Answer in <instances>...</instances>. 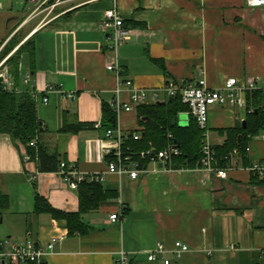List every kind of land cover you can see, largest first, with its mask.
Segmentation results:
<instances>
[{"label":"crops","instance_id":"1","mask_svg":"<svg viewBox=\"0 0 264 264\" xmlns=\"http://www.w3.org/2000/svg\"><path fill=\"white\" fill-rule=\"evenodd\" d=\"M39 1L22 0V7L14 8L0 0L1 38L7 41L18 31L21 39L3 58L29 37L34 47L33 55L31 50L19 53L15 74L5 61L3 66L18 90L39 92L38 140L85 174L105 171L109 156L103 153L104 128L94 125L102 119V103L110 106L117 85L115 74L106 69L113 54L109 32L101 26L104 11L113 5L131 29L118 48L120 79L145 88L200 78L218 86L227 77L262 73L264 14L244 0H47L38 7ZM69 91L76 98H67ZM121 97L126 101L128 95L123 91ZM115 115V127L124 136L143 127L137 109ZM244 116L240 109L211 106L210 144L221 146L226 131ZM189 119L186 111L177 114L181 126ZM75 123L83 127L61 131ZM257 135L249 137L247 151L236 150L225 161L226 178L198 164L173 167L171 161L147 164L135 178L106 174L101 185L111 195L81 214L87 231L68 234L65 220L34 213V197L38 193L54 208L75 212L77 190L57 172H37L34 161L23 159L18 141L0 133V204H5L0 208V239L31 238L43 244L53 234H64L44 264H117L121 252L127 264H164L162 257L147 260L157 243L165 247L169 264H264V178L246 169L264 160V140ZM35 172V180L29 181ZM113 213L120 215L116 222L109 220ZM175 241L188 246L180 257L173 251Z\"/></svg>","mask_w":264,"mask_h":264},{"label":"built area","instance_id":"2","mask_svg":"<svg viewBox=\"0 0 264 264\" xmlns=\"http://www.w3.org/2000/svg\"><path fill=\"white\" fill-rule=\"evenodd\" d=\"M47 0H40L38 7L44 5ZM246 6L251 8H260L264 14V0H244ZM101 26L105 31H108L109 49L112 52V59L106 65L108 71H112L117 77V85L114 89L113 97L110 100V106L117 114L121 111H134L138 105L145 103H156L157 101H166L169 98L178 97L180 101L186 105L187 114L193 117L198 128L202 132V140L200 146L201 158L198 161V166L214 172L219 178H226V168L219 165L212 145L209 142L208 129V111L213 105L219 107H227L229 109H240L245 115L253 108L247 107V94L255 89L264 88V82L261 86L260 81L264 79V45L262 47L261 68L262 73L256 76H247L243 79L236 77H227L218 86H210L204 78L197 80L172 81L167 80L156 88L139 87L131 79H120L121 68L118 64V48L123 45L131 36L130 27L124 24L121 15L113 5L106 9L103 13ZM6 57L0 61V67L3 66ZM0 77L5 88L12 85L8 72L4 67L0 71ZM29 77L24 80L28 82ZM52 87H48L50 91ZM127 93L128 98L124 101L121 94ZM33 95L36 98L39 92L34 90ZM65 96L69 99L76 98L75 93L69 91ZM42 101L46 102L47 97L43 96ZM96 128L101 126L100 122L95 123ZM133 139L140 138V129L131 132ZM170 137V134L168 135ZM264 140V132L257 135ZM105 139L107 144L103 148V153L113 155L114 159L108 160L106 169L103 172L97 173H82L75 166L67 164L65 161H60L57 173L62 181L71 189L77 190L78 186L83 181L102 183L106 174H115L120 176L124 173L131 178H135L142 170L146 171L147 164L157 165L159 163H168L171 159L179 155L180 152L174 143L168 144L165 148L155 151L152 147L139 152L141 158H147L148 162L144 166H140L139 162L133 160L131 155L123 154L121 144L124 139L123 133L116 127L105 130ZM29 145L35 146L36 139L29 141ZM248 148L246 147V151ZM234 149L230 155L236 153ZM229 155V156H230ZM23 159L30 160L29 156L23 150ZM246 169L254 176L264 178V160L251 162ZM37 172H39L37 170ZM36 172L28 175L29 181H34ZM120 217L119 214L113 213L109 215L111 222H116ZM64 234H53L48 241L40 244L34 239H25L24 241H15L10 238L0 239V264H9V262H18L23 264H43V258L53 249L55 243L61 240ZM188 250V246L181 241H175L173 251L177 257ZM166 252L162 243H157L156 248L150 251L147 255L148 261H157L158 257H162L164 264H169L170 260L164 257ZM3 261V263H2ZM128 257L124 252H121L117 260V264H127Z\"/></svg>","mask_w":264,"mask_h":264},{"label":"trees","instance_id":"3","mask_svg":"<svg viewBox=\"0 0 264 264\" xmlns=\"http://www.w3.org/2000/svg\"><path fill=\"white\" fill-rule=\"evenodd\" d=\"M124 24L128 26L126 22ZM5 38L0 37V60L21 40L18 31L7 41ZM33 48V40L29 37L6 58L5 62L14 74L18 67L19 53L31 50L33 55ZM12 82L7 89L3 81H0V133H7L13 140L18 141L29 159L35 162L39 172H56L63 158L57 152L47 151L42 142L38 140L42 132L36 113L34 89L20 91L16 86L17 81ZM246 100L247 107L253 109L246 112L244 123L228 129L226 140L221 146H212L220 166L224 165L234 149L245 152L249 137L264 131V88L248 93ZM136 109L139 123L143 126L140 130V138L133 139L131 133L124 136L121 144L123 154L131 155V158L138 161L140 166H144L148 160L139 156L140 151L151 147L157 151L170 143H176L180 154L171 159L170 166L185 167L198 164L201 158L202 132L190 115L188 125L178 124L177 114L187 110L186 105L178 97L169 98L163 104H141ZM100 123L104 132L116 126L115 112L107 103H102ZM82 127L81 123L69 124L65 125L61 131L77 132ZM33 138L36 139L35 146L29 145V141ZM111 159H114L113 155L107 157V160ZM77 192L78 210L75 212L54 208L44 196L37 193L34 197V213H46L54 219L65 220L68 234L84 233L88 230V225L82 221L81 214L96 209L111 193L105 191L100 183L88 181L81 182ZM4 205L0 204V208Z\"/></svg>","mask_w":264,"mask_h":264},{"label":"rangeland","instance_id":"4","mask_svg":"<svg viewBox=\"0 0 264 264\" xmlns=\"http://www.w3.org/2000/svg\"><path fill=\"white\" fill-rule=\"evenodd\" d=\"M4 3H6V1L4 2ZM7 3L8 4H12L13 5V7L14 8H20V7H22V0H7ZM1 35H2V32L0 31V37H1ZM3 59V58H2ZM1 59V60H2ZM0 60V61H1ZM4 68V66H1L0 67V71L2 70Z\"/></svg>","mask_w":264,"mask_h":264},{"label":"water","instance_id":"5","mask_svg":"<svg viewBox=\"0 0 264 264\" xmlns=\"http://www.w3.org/2000/svg\"><path fill=\"white\" fill-rule=\"evenodd\" d=\"M2 80V78L0 77V81ZM157 104H163L164 103V101H157L156 102ZM242 123H244V120L242 121ZM173 146H175V147H177L178 148V144H176V143H174V145ZM2 263H3V261H2Z\"/></svg>","mask_w":264,"mask_h":264}]
</instances>
